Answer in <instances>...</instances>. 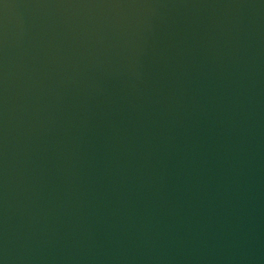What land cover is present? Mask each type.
<instances>
[{"label": "water", "instance_id": "95a60500", "mask_svg": "<svg viewBox=\"0 0 264 264\" xmlns=\"http://www.w3.org/2000/svg\"><path fill=\"white\" fill-rule=\"evenodd\" d=\"M0 264H264V0H0Z\"/></svg>", "mask_w": 264, "mask_h": 264}]
</instances>
